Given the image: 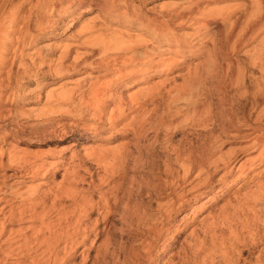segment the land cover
<instances>
[{"label": "bare ground", "instance_id": "obj_1", "mask_svg": "<svg viewBox=\"0 0 264 264\" xmlns=\"http://www.w3.org/2000/svg\"><path fill=\"white\" fill-rule=\"evenodd\" d=\"M64 1L66 2L64 7H60L59 5L58 8L70 14L82 10V6H84L86 0ZM99 1H103L105 3L102 2L104 6ZM228 1H235L237 3L224 7L215 6L213 8L211 6V4H221ZM106 2L104 0L93 1L94 5L102 8L103 11L106 10L107 12L105 13L114 22L121 24L120 27H116L117 29H112L115 31H112V34L110 33L111 35L106 31L104 33H107V35H100L102 34L100 33L98 34L99 36L95 35L97 37H91L93 34H96L97 28L102 24L98 25L95 23L94 25L92 23L93 25H90L88 23L89 25H82L78 31L77 44H80H76L80 48L86 49L85 53H81L82 51L80 52L81 54L77 52L78 55L76 53V56L71 60L72 52L69 48L71 45L69 44V46L66 45L62 48L60 54L54 59L55 61L52 59L54 62L50 61V63L46 60L48 58L45 59L46 55H43V52H39L40 50L37 51L39 53V56H37L41 58L38 65V67L40 66V72L41 68L46 65L48 66V71L45 72H49L48 75L51 76L50 81H41L42 87L45 88V86L55 84L54 82L58 80H66L67 82V79L75 76L78 77V75H82L83 77H79L74 86H63V83L61 85L63 87L61 88L60 86L61 89H56L57 91L53 90L51 92L47 91V105L45 109H41L38 112L34 110L11 111L7 114V117L16 115L21 118L34 117L35 120L42 118L44 120H41L39 124L34 126L36 127L33 130L34 139L46 140L47 138L53 137V140L60 142L73 140L75 146V142L84 140L87 135L92 134L95 137H100L105 132H111L113 129L117 130L121 125H123L120 129L121 133L133 134L135 138H141L144 135L145 129H147V125L149 122L151 123V119L155 115H159L158 120H160V123L164 122H161V120H165V117L157 111L156 104L158 102L156 103V101L158 99L165 101L167 99L166 97L168 99L173 97L174 101L176 99V106L174 104L170 120L176 118V122L182 121V123L183 120H186L189 122L188 124H190V121L195 124L198 122L197 124L201 127L200 129H203L208 134V137L210 136L211 141L209 143L207 141L205 146L200 149L196 148L197 150L194 148L195 150L189 149L185 151L184 149H178V147L174 149L176 156L174 155L173 164L175 168L170 165V160L168 161L170 163L168 165V171H166H170L171 180H173L171 183L173 185L171 184L172 188L168 193L164 192V190V195L160 198L163 201L171 199L161 202L162 204L159 203L161 215H157L159 217L155 220L159 225H162V230L157 231L155 228H151L153 230H151L153 236L147 242L145 241V245L142 244L145 246L144 253L140 254L138 252L137 254L131 252L134 256L130 259L131 263L129 261V264H156V261L152 259L153 257L150 253L155 246L154 243L165 234V229H168L167 225L171 223L174 214L180 210L187 209L192 202H198L202 196H206L208 199L198 207L206 208L207 205L209 206L215 200L213 195L225 190L228 191L233 185L238 184L239 187H246L247 189L249 184L254 181L251 173L264 162V120H262L264 118V110L261 111V115L259 111V117L258 119L256 118L257 120L254 123L247 120V117L245 118L246 115L242 120H235L236 123L232 120V114L226 109L224 111L226 102H232V99L229 97L231 95L228 93L229 96H224V92H222L223 95H221L219 103L223 107V115L220 116V120H208L210 106L206 98L199 92L200 90H198L204 88L202 81L217 78L218 72L215 65L219 59H215V50L216 47L218 48L220 41L217 46L215 43L217 37L215 36L216 32L213 31L212 26L220 24H225V26L227 24L228 26L229 24V28L224 27L227 30L230 29L227 32L228 34L226 30L225 34L223 32V35H228L226 36L227 38H224L229 44L231 43L232 48L228 45L226 46L234 51L238 49L247 37L250 38L260 30H263L264 0H186V3L184 5L182 4L183 6L181 8H172L165 13L162 12L153 16L145 14L140 9L145 0H131L133 6H137L139 9L126 5L128 2L123 8L119 6L107 7L108 3L106 4ZM207 3L208 7H206L207 5L204 6ZM36 7H38V2ZM240 11L243 13L237 17ZM11 21L16 23L14 20ZM46 29L48 28L38 25L37 30L39 34L34 35L31 33L30 35L32 42H37L44 38L46 36L44 34L48 32ZM109 30L111 31V29ZM219 34L222 35V32ZM38 35L44 36L39 38L37 37ZM87 36L88 38H86ZM222 40H224L223 37ZM221 43L223 42L221 41ZM209 45L211 47L213 45V47L208 48ZM224 47L225 45H222L221 48L223 49ZM228 47L226 48L228 49ZM34 52L36 50L32 53ZM187 56H191L192 58L205 57V59L202 60V63L200 62L201 64L199 63L194 68L187 69L188 71L182 74V84L175 86L169 84L170 87L168 88L167 81H164L165 78H163L164 80L161 79L162 82L159 81V83L154 82L155 84H152L150 82L155 76L161 73L165 74L166 71L168 73L172 71L175 65L183 66L186 63ZM223 56L221 55L222 59ZM175 57L176 60H174ZM259 61L264 62V47L257 53L253 64L259 63ZM229 66L225 67L229 69ZM30 69L33 70V68ZM225 71L228 72V70ZM30 73L31 70L28 74ZM28 74H21L19 76L20 83H17L16 87L8 85L5 87V90H9L11 94H18L21 88H23V83L27 81L32 82L31 79L36 81L37 77H40L38 75L39 72ZM231 76V86L237 88L240 82L239 74L235 75L238 79L234 78L233 75ZM74 81L76 80H73L72 83ZM138 83L149 85L145 88L138 89L128 99L126 97L116 98V91L124 87L126 89L134 88ZM36 88L40 87L37 86ZM36 88H32L31 91L36 90ZM194 88L195 91L193 90L192 92ZM196 89L198 90V94H196ZM186 92H188L187 94L191 93L187 95L189 98L184 100L182 99V95ZM254 96L256 104L260 105L264 100V88L259 89ZM201 97L205 98L202 101L203 103L200 101L202 100ZM181 101H185V104H180ZM199 102L202 104L200 105ZM253 106L255 105L253 104ZM135 110L137 114L131 118V122L127 123L129 114L131 115ZM209 117L213 118L211 115ZM56 118L62 119L59 120ZM68 118L69 120L73 119V122L67 120ZM161 125L163 126V124L159 126ZM26 132L28 131L26 130ZM30 136L32 137V135ZM225 138L229 140H225ZM227 143H231L233 147H229L225 151ZM179 147L181 148V146ZM129 152L127 146H122L118 150L106 148L102 150L100 146H94L85 153L86 157H80L75 152L71 156L66 157L65 153L56 154L49 151L46 153V160L44 161L37 159L42 156L41 154L35 153V155H32L30 153V155L28 154L29 152L16 153L14 151L4 154L5 152H3L0 158V171L5 169L7 171L13 170V174L10 177L17 179L16 186L24 187V184L29 181L40 180L35 185L37 186L35 190H31L30 188L22 191L20 189L21 187H19L7 191L5 196L0 199V204H2L0 206V239L5 238L3 243L11 244L10 248L5 252V259L15 256L18 258V263L15 264H22V259L31 257L32 264H64L67 258L65 259V252H61V249H58L61 243H66L67 247L64 248L65 251L71 244L70 252L74 251L76 253V248L74 247L86 245L91 236L100 239L102 237V231H98V219L102 213L103 217L107 219L113 213L115 205L111 203L113 201L111 198H107L108 196L106 195V199L104 193L101 195L102 197L104 195L103 203L100 200L98 202L94 201L93 198H84L78 204L79 213L75 222V230L72 233L69 231L73 225L71 221L76 214L75 210L66 212L65 206L60 201L65 197L71 199H74L75 196L80 197L84 189L80 188V185L78 187V182L79 184L86 182L80 176V172L87 171L89 165L90 167L93 166L96 168V171L104 172V175L100 177L102 181L101 185H103L106 179L115 176L117 172L127 168L129 165L128 160H130ZM6 156L8 158L4 160ZM133 163L135 164L136 162ZM61 171L64 172L61 182L48 191H42V187L48 184L50 185L54 180V176H58ZM177 172L178 174L175 175ZM180 172L181 174H179ZM168 174L166 175L170 179V174L169 176ZM92 177L93 175L90 174V178ZM186 185L190 187L186 188ZM251 187L243 195L238 196L237 205L235 203L232 205L233 200L232 202L229 201L226 203L227 205H224L220 209L221 211H218L219 215L216 214L217 212L214 213L216 216H213V218L211 216L213 221L208 222L209 225L203 229L202 236H197L196 239L194 238L195 236H192L195 240H193L190 246L191 252L185 255L184 260L181 258L182 262L179 264H216L217 258L220 259L221 264H251L250 256L255 252L256 247L260 250V254L256 258L257 263L255 264H264V246L260 249L262 245L259 244L262 240L260 233L243 232L232 228L233 223L239 219L238 215H236L239 210H253L255 211L253 213L257 216V205L261 201L264 202V180ZM196 208L192 207V209H195L194 211H196ZM134 210L136 211V209H133V213ZM95 212H97L99 218L94 219V222L88 223V219ZM133 213L129 212L132 215ZM52 215L54 216L52 217ZM210 215L209 213L207 219ZM149 220L151 221L152 219L149 218ZM261 221L264 225V217L261 218ZM151 222H154V218ZM14 223H30L31 226L18 230L17 232L19 234L13 236L11 230H8L7 227ZM141 223L143 222L141 221ZM34 224L37 225L35 226ZM243 225V229L249 227L248 222ZM226 228L233 230L227 237L224 235ZM147 230L150 229L148 228ZM28 231H31V233H28ZM145 235L147 236V233ZM13 243H17L18 245L13 247ZM187 251L189 252V250L185 252ZM121 252L123 253V251ZM107 254L109 253L107 252ZM97 257L99 258L97 255L89 260L85 259L82 264H87L90 261L92 262L91 264L101 263L102 261L97 260Z\"/></svg>", "mask_w": 264, "mask_h": 264}, {"label": "rangeland", "instance_id": "obj_2", "mask_svg": "<svg viewBox=\"0 0 264 264\" xmlns=\"http://www.w3.org/2000/svg\"><path fill=\"white\" fill-rule=\"evenodd\" d=\"M93 1L94 0H86L84 6H82V10L76 13L68 14L65 10L58 8L59 5L60 7H64V5L66 4L64 0H58V1L57 0H0V24H1L0 25V158L3 152H5L4 154L10 151H14L16 153L29 152L28 154L32 153V155L33 154L35 155V153L41 154L42 156L38 157L37 159H39L40 161H44L46 160L45 157L46 153L49 151L56 154L65 153L66 157L71 156L72 153L74 152L79 154L80 157H86L85 153L88 151V149L90 150V148L94 146L97 147L100 146L102 150L103 149L105 150V148L118 150V148L122 146H127L129 148V151L131 153L133 152L132 154L130 152L128 154L130 156L129 157L130 160H128L129 162L128 164L130 166L128 165L127 168L120 170L115 174V176L109 179L105 178L106 179L105 184L101 185L102 181L100 180L101 179L100 177L104 175V172L99 170L96 171V168H94L93 166L90 167L89 165L88 166L89 169L87 168L88 169L87 171L85 170L80 172V176H82V178L86 180V182L83 184H79L78 182V187L80 185V188L84 189L81 192L80 197L75 196L74 199L65 197L62 201H60V203L65 206L66 212L75 210L76 214L71 221L73 225L69 231L70 233H72L75 230L74 229L75 222L77 220V215L79 213L78 204H80V202L83 201L84 198L87 199L93 198V200L97 202L99 200L104 201V195L105 198L107 196H108L107 198H111V200L113 201H111L110 199L109 200L111 201V203L115 205L114 211L111 214L112 216L110 215V217L107 219L103 217V213H102L101 217L99 218L97 212H95L87 221L88 223H91L94 222V219L99 218L97 226H98V231H102V237L98 239V238H94V236H91L86 245L74 247L76 248V253L74 251L70 252L71 244L65 251L64 248L67 247L65 242L61 243L58 249H61V252H65V259L67 258V261H65L64 264H82L85 259L89 260L90 258H93L94 256L97 255L99 256V258L97 257V260L99 259L100 261H102L101 263L99 262V264H127V263L129 264V261L131 263L130 259L132 258V256H134L132 255V253L134 252L137 254L138 252L140 254L144 253L145 246L143 245H145L146 242L151 239L150 237L153 236L151 233L153 230L151 228H155V230L157 231L162 230V225L161 224L159 225V223L155 222V220L161 215L159 203L164 201H169L171 199L170 198L169 200L167 199L164 201L161 200L162 196L164 195V192L168 193V191L171 190L173 185V183H171L173 180H171L172 177L171 174L169 173L170 171L169 172L167 171L170 162H171L170 165H172L173 168H175V165L173 164L174 157L176 156L174 149H177V147L178 149H182V150L184 149L185 151L189 149L195 150L196 148L200 149L201 147L205 146L207 141L208 143L211 141L210 136L208 137V134L205 131H203V129H200L201 127H199V124H197L198 122L195 124L194 122L190 121V124H188L189 122L186 120L185 121L187 123L184 120L183 123L180 120H179L180 122H176L177 121L176 118L170 120V115L173 112L172 109H174L173 108L174 104L176 106V99L174 101L173 97L170 99L166 97L167 99H165V101L162 99H158L156 101V103L158 102L156 104L157 111L158 113L160 112L165 117V120H161V122L162 121L164 122L160 123V120H158L159 115H155L154 116L155 119H153L154 117L151 119V123L149 122V124L146 127L147 129H145L144 135L141 138L139 137L135 138L133 134L121 133L120 129L123 126L121 125L117 128V130L113 129L111 132H107V133L105 132L100 137L97 136L95 137L92 134L87 135L85 136L84 140L75 142V146L73 140L60 142L57 140H53L54 139L53 137H52L53 139L47 138L46 140L34 139L33 130H35L36 128L34 126L39 124L41 120H44L42 118L35 120L34 117L21 118L16 115L12 117H7V114L10 113L11 111L16 112L17 110H34L35 112H38L41 109H45L47 105L46 95L48 92H51L56 89L59 90L63 86H68V87L74 86L76 84L75 82L78 81L77 79H79V77L80 78L83 77L82 75H78V77L75 76L70 79H67V82L66 80H58L54 82L55 84H50L49 86H45V88L42 87L41 81H50L49 79L51 76L48 75L49 72H45L48 71V66L46 65L43 68H41L42 73L40 72L39 69L40 66L38 67V65L41 58L38 57L39 53L37 51L40 50L39 52H43L44 54L43 53L42 54L46 55L45 59L46 58L49 59V60L46 59L47 61L54 62L55 61L54 59H56L57 56L60 54L62 48H64L66 45L69 46L70 44L72 46V47L69 46L72 52L71 53L72 55L71 60H72L73 57L78 55V53H80L81 51H82L81 53L86 52V49L84 48L82 49V47L80 48V46H77L80 44V43L77 44L78 31L80 30L82 25L83 26L85 24L95 25V23H97L98 25L99 24L103 25V26L99 25V28H97L98 29L97 32H95L96 34H93L91 37H94L95 35H98L100 33H102L100 35L103 34L107 35V33L112 34V31L113 32L115 31L112 29L114 28L117 29L116 27L121 26L120 23L114 22L112 18L109 17L107 13H105L107 12L106 10L103 11L102 8H100L97 5H94ZM104 1H107L106 2V4L108 3L107 7L119 6L123 8V6L128 2L126 5L137 8V6H133L131 0H104ZM37 2H38V7H36ZM102 2L103 1H99L100 4ZM185 3L186 0H145L143 6L140 7V9H142L145 14L153 16L158 13H162V12L165 13L168 10H171L172 8L173 9L174 8L176 9V7L181 8ZM234 3L237 2L228 1L221 4H211V6L213 8L215 6L224 7L228 5H234ZM104 4L102 6H104ZM204 6L208 7V3L205 4ZM241 13L243 12L240 11L239 14H237V17L241 16L240 15ZM104 14H106L105 15L106 17L104 16ZM11 20H14L16 23L12 22ZM38 25H42L45 28H48L46 29L48 30V32L44 34L46 36L41 40L37 42H32V38L30 35L31 33H33L34 35H37V33L39 34L37 30ZM224 27L229 28V24L228 26L227 24L226 26L225 24L212 26L213 31L216 32L215 36L217 37L215 43L217 44V46L220 41L219 44L220 47L219 46L218 48L216 47L215 50V56L216 57L218 56V58L215 57V59L217 60L219 59L218 61H216L217 66L215 65V67H217L216 70L218 72L217 78L202 81V84L203 83L205 84L202 85L204 88L203 89L200 88L198 90H200L199 92L202 93L203 97H205L209 103L208 105L210 107L209 106L208 107L210 111H208V115L210 113V115L213 116V118L209 117L210 116L209 115L208 120H220V116L223 115V112L226 109L228 112L232 114V120H234V122L238 120H242L243 117L246 115L245 118L247 117L246 118L247 120H250L252 123H254L255 120L258 119L259 114L260 115L262 114L261 111L264 110L263 109L264 100L259 105L256 104L254 98L255 97L254 94L258 92L259 89L261 90V88L262 89L264 88V62L262 63V61H259V63L253 64L255 62V57L257 53L260 52L261 48L263 49L264 47V28H262L263 30H260L256 35L250 38L247 37L246 40H244V42H242V44L238 47V49L233 51V49H229V47H231V43L229 44L227 41H225L224 38L228 36L227 32L230 29L227 30ZM262 27H264V25ZM109 29H111V31ZM219 29L222 31H220ZM106 31L107 33H104ZM225 31L227 34L224 36L223 32L225 34ZM221 32L222 35L219 34ZM44 35H38L37 37L40 38ZM222 37L224 40H222ZM86 38H88V36ZM221 41L223 43H221ZM225 42L226 44H224ZM221 44L223 46L225 45L223 49L221 48L222 47ZM226 45H228L229 47ZM209 47L212 48L213 45L212 47L211 45H209L208 48ZM226 47H228V49ZM34 50H36V52L32 53ZM221 55L222 56L224 55L227 58L225 57L226 58L225 59L223 56L222 59ZM36 57L37 59H35ZM52 59L54 61H52ZM204 59L205 57L192 58L191 56H187L185 61L186 63L183 66L175 65L172 71H169V73L168 71H166L167 73L165 72V74L161 73L157 75L158 77L155 76L154 79L152 78L150 82L152 84L159 83V81L162 82L161 79L164 80L163 78H165L164 81H167L168 88L170 87L169 84H171L172 86L180 85L183 82L182 74H185L188 71L187 69L191 67L194 68L200 62L202 63V60ZM174 60H176V57L174 58ZM218 62L219 64H217ZM33 64H35L37 67ZM225 66H229L228 67L229 69H227V67ZM30 68H33V70ZM30 70H31L30 74L39 72L38 75L40 77L39 78L37 77V79L34 78L36 79V81L31 79L32 82L27 81L25 82L26 84L22 82L23 88H21L18 94H11L9 90H5V87H7L8 85H12L16 87V84L20 83L19 76L21 74L27 75L30 72ZM225 70H228V72ZM237 74H239L238 77L240 79V82H239V86L237 85L238 87L236 86L237 88H235L234 86H231V77H232L231 75H233L234 78H237L235 76ZM73 80L76 81L72 83ZM151 83L150 85H152ZM62 84L63 86H61ZM141 85L142 84L138 83V85L135 86L134 88L126 89L124 87L119 89L118 91H116V98L126 97V99H128V97L132 93L138 91V89H142V87L143 88L147 87L149 84H143L142 86ZM37 86H39L40 88H36ZM32 88L33 89L36 88V90L31 91ZM195 88L192 89V92L193 90L195 91ZM198 90L196 89V94H198ZM222 92H224L223 93L224 96H227L229 93V95L231 96L229 95L228 96L232 99V102H226L224 111H223V107H221L219 103L220 97L221 95H223ZM187 93L188 92L184 94L186 95L185 97L184 95H182L183 97L181 96L182 99L186 100L187 98H189V96L187 95H189L191 92L189 94ZM237 94L238 96H236ZM192 98L190 99L192 100ZM205 98H202V100L200 101L202 102L203 100H205ZM202 103L199 102L200 105ZM180 104L184 105L185 101H181ZM253 104L255 106H253ZM253 109L255 112L252 111ZM166 111L167 112L169 111L168 112L169 115L167 114ZM136 114H137L136 110L135 112L133 111L131 115L129 114V120L127 121V123L131 122V118ZM161 114L160 116H162ZM56 119L60 120L62 118H56ZM168 119L170 120V122ZM67 120H69V118ZM262 120H264V118H262ZM69 121L73 122V119ZM165 122L167 123L166 125ZM160 124H163V126L162 125L159 126ZM30 128H32L31 129L32 132ZM214 128L216 129L215 126ZM26 130L28 132H26ZM30 135H32V137ZM225 140H229V139L225 138ZM38 143H44V144H38ZM177 145L181 146V148ZM225 147H226L225 149L226 151L227 148L233 147V145L231 143L229 144L227 143ZM170 153L171 154L173 153L172 154L173 156ZM7 158L8 157L6 156L4 160H7ZM169 160L170 162L168 163ZM133 162L136 163L134 164ZM122 171L123 173H121ZM63 173L64 172L61 171L58 176H54L53 178L54 180L51 182V184L43 186L42 191H48L50 188L55 187L56 184L61 182ZM168 173L170 174L169 177L170 179H168L166 175ZM11 174H13V170L7 171L5 169L0 171V199L5 196L7 191H11L12 189L21 187L15 185L17 179L10 177ZM90 174L93 175L92 178H90ZM176 174H178V172L175 173V175ZM179 174H181V172ZM116 175L117 176L119 175L120 177L118 176L117 178ZM251 177H254V181H252L249 184V187H247V189L246 187L243 188L239 187L238 184L233 185V187L230 188L228 191L225 190L226 192L222 191L221 193H216V195H213L215 197V200L211 202L209 206L207 205L206 208L198 207L201 206V204H203L204 201L208 199L206 198V196H202L198 200V202H192L187 209L180 210L176 214H174L171 223L167 225L168 229H165V234L163 235L162 238L156 241V243H154L155 246L150 253V255L153 257L152 259L156 261V264H175V263L179 264L180 262H182V260L185 259V255L191 252L190 246L192 245L193 240H195L197 236H202L203 229L209 225L208 222L213 221V219H211V216L212 218L213 216H216L214 213L217 212L216 214H218L219 213L218 211H221L220 209L224 205H227L226 203H228L229 201L232 202L233 200L232 205H234V203L237 205L238 196L243 195V193L248 191V188L250 189L252 188L251 186L264 180V162L261 165H259L255 169V171L251 173ZM39 181L40 180H34L32 182L29 181L26 184H24L25 185L24 187H21L20 189L22 191L28 190L30 188L31 190L32 189L35 190L37 187L35 185L39 183ZM114 187L116 188L114 189ZM189 187L190 186L186 185V188ZM103 193L104 195L102 197L101 195ZM1 205L2 204H0V206ZM192 207L195 208L197 207L196 211H194L195 209H192ZM133 209H136V211L134 210V213H133ZM256 211H257V216H255V213H253L255 212L253 210L250 211L249 209H246L245 211L239 210V212H237L236 214L238 215L239 219H237L236 222L233 223L232 228L236 230L238 229L239 231H243V232L249 231V233H257V234L260 233V235L262 236V240L259 243L260 245H262L260 247L261 249L264 246V225L261 221V218L264 217V202L261 201L258 203ZM129 212L133 213V215L138 214L139 216L138 215L133 216L132 214H129ZM127 213L129 214V216H127L128 215ZM209 213L211 215L207 219ZM147 215L150 216L149 218L152 220L154 218V222H151L152 220L150 221ZM53 216L54 215H52V217ZM128 217L131 219H129ZM141 221L143 223L140 224ZM247 222L249 227L243 229L244 226L243 224ZM151 223H153L152 224L153 227ZM34 225L36 226L37 224ZM27 226H31V224L14 223L8 225L7 229L11 230L12 235L15 236L19 234L17 232L18 230L25 228ZM148 228L150 230H147ZM225 230L226 231H224L225 232L224 235H226V237L229 236L230 232L233 231L228 228H226ZM28 233H31V231L30 232L28 231ZM146 233L147 236L145 235ZM192 236L193 237L195 236L194 237L195 239ZM144 237L146 240L144 239ZM4 239L5 238L0 239V264L18 263L17 261L18 258H16L15 256L11 258L7 257V259H5L6 258L5 252L10 248L11 244L3 243ZM140 240L141 241L143 240V242H141ZM17 245H18L17 243L16 244L13 243V247ZM184 249L185 251L189 250V252L188 251L185 252ZM104 250L106 253L104 252ZM214 250H216V248H214ZM121 251H123V253ZM254 251H253L254 253L250 256V260L252 261L251 264L253 262H254L253 264L257 263L256 258L260 254V250H258L257 247L255 248ZM107 252L109 254H107ZM124 255L126 256V258ZM181 258L183 259L181 260ZM217 260H216V264H221V262L219 261L220 259L217 258ZM21 261L22 264H32L31 257L22 259ZM91 263L92 262L90 261L87 264H91Z\"/></svg>", "mask_w": 264, "mask_h": 264}]
</instances>
